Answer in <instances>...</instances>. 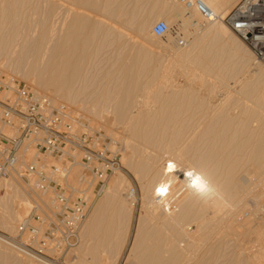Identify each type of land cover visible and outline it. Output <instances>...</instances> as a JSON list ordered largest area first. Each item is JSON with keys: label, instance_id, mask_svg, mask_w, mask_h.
I'll return each mask as SVG.
<instances>
[{"label": "bare ground", "instance_id": "6f19581e", "mask_svg": "<svg viewBox=\"0 0 264 264\" xmlns=\"http://www.w3.org/2000/svg\"><path fill=\"white\" fill-rule=\"evenodd\" d=\"M203 1L220 18L173 0H0V66L24 70L51 92L49 104L65 100L102 113L92 102L102 105L106 95V105L115 103L102 108L113 109L110 136L128 132L135 142L125 140V165L141 181L145 212L128 264H251L249 245L236 249L242 239L234 247L230 238L251 227V213L237 215L248 195L264 219V62L223 20L236 0ZM160 17L176 30L166 38L151 33ZM175 33L185 34L184 47ZM119 171L86 221L94 264L100 252L121 261L131 236L136 199ZM68 172L80 186V168ZM43 195L40 203L51 202L50 192ZM13 212L1 220L11 228L26 220Z\"/></svg>", "mask_w": 264, "mask_h": 264}, {"label": "built area", "instance_id": "2783aa9c", "mask_svg": "<svg viewBox=\"0 0 264 264\" xmlns=\"http://www.w3.org/2000/svg\"><path fill=\"white\" fill-rule=\"evenodd\" d=\"M173 1L188 10L195 8L205 19L220 18L203 0ZM223 20L258 59L264 60V0H239ZM175 31L162 19L151 29L152 35L164 38ZM179 43L183 44L184 40L180 39ZM0 93L3 94L0 96V124L19 132L0 131V181L18 178L32 185L33 190L52 192L57 212L49 223L45 239L54 250L64 251L79 237L90 207L89 190L95 181L94 189L100 191L110 174L123 169L120 151L110 147V139L103 132L87 129L85 125L78 128L66 116L65 107L49 108L48 100L38 96L27 82L7 76L1 69ZM26 140L36 148L35 159L29 162L19 155ZM44 155L56 158L57 163H51ZM78 163L89 175H85L88 177L86 186L76 189L67 184L66 179L69 168ZM31 216L19 226V232L29 229V237H34L37 230L31 226ZM33 218L40 220L39 216L33 215ZM0 239L41 262L51 259L17 237L0 233Z\"/></svg>", "mask_w": 264, "mask_h": 264}, {"label": "rangeland", "instance_id": "374dc122", "mask_svg": "<svg viewBox=\"0 0 264 264\" xmlns=\"http://www.w3.org/2000/svg\"><path fill=\"white\" fill-rule=\"evenodd\" d=\"M238 1L239 0H236L235 1V4ZM235 4H233L232 6H234ZM153 13H156V10H154ZM161 19L163 20L162 17H160L158 20H161ZM204 22H207V21H204ZM174 36H176V39H177V42H178L177 46H180V44H179V40L180 39H183L184 40V44H182L181 47L182 46L184 47L187 44V39L186 38L185 39L183 38V36H185L184 33H181L179 35L178 34H175ZM150 43H151V45L153 44V48L155 50H157V48L155 47V45H157L156 42L150 41ZM254 58L256 59L255 56H254ZM256 60H259V61H263L264 62V60H260L258 58ZM195 65H196V68L198 69V72H199V69H201V65L200 64H195ZM3 67L4 66H2V67L0 66V69L2 71L4 70V72H3L4 74H6L7 76H15L18 79L27 82L28 84L31 85V87L34 89V91L37 93L38 96L44 97L47 100L49 98H52V96L50 94L51 93L50 91H43V89L40 87V85H39L38 82L33 81V80H30V79H27L26 77H24L23 76V71L24 70L23 71L21 70L18 73V71L20 69L18 70V67H16V66H15L16 67L15 68L14 66L11 65L10 69H8L9 67L8 68H6V67L3 68ZM20 73L22 75H19ZM176 78L178 80L182 81V82L185 81V77L183 75H178ZM228 81H227V83H228ZM230 81H229L228 84L229 85H231V84L234 85L233 84L234 83L233 79L230 80ZM100 86L102 87L103 85H99V87ZM0 96H2V93H1ZM100 97H103V96L100 95L98 97L96 95V97H95L96 98V101H95V99H94V101L95 102H98V101H101L102 100V105H101V102H99V103H93L92 102L93 99H90L89 100V103L87 101V104H89V105H87V104L86 105L88 107H90V109H93L95 111V109L92 108V107H94L95 105L98 104L97 108H98V110H101L100 112H102V113H99V111H96L95 113L92 111L93 113H91V112L87 111V109H85V108H83L82 110H84V111H82V110H80L81 108L79 109V106H77L75 103L73 105V102L65 101V100H60V102H59L58 105L57 104H49V108L51 107V108H60L61 109L62 108L61 105L64 104L63 106L67 109V115L66 116H68L69 120L71 122H73L74 125H76L78 128L85 125V127L87 129H90V130H93L94 129V130L101 131V132H103L110 139V142H111L110 145H112V147L111 146L110 147L112 149H115L116 147H119L120 148V155H121V162H122V165H123V169H121V171H119V172H122L123 174H125V176L130 180V182L132 184V186L130 187V191H131V193L134 192L135 199H136L135 200V206H134V209H133L134 210L133 211V215L134 216H133V221H132V227L130 229V235L131 236H129L130 239L128 241L127 247H126V249L124 251L123 259L121 261H119V259H117L116 255H114L111 252H109L108 254H105L103 252H100V255L101 256L103 255V258L100 259V261H98L97 264H126V263L128 264V262H127V259H128V256H129L128 254L131 252L130 249H131V247L133 248V245L135 244L134 241H136V239H137V238H135V235L137 233L136 231H137V228H138L137 225L138 224L140 225L139 221H141V219H142V218L139 219L140 218L139 215H142V217H143V214L145 212V209L144 208L143 209L141 208V207H143L141 205L142 204L141 203V195H142V192L140 191L141 190L140 189L141 186L138 185V184L141 185V183H140L141 181L138 182L137 181L138 180L137 176H134V175H136L134 173V171L132 169H130L129 165H125L126 157L124 155V151L126 149H129V147H127V145H129V144L125 143L126 142L125 140L127 138V142L128 143H131V142L133 143L134 140L132 139L133 140L132 141L130 139L131 137L129 138V135L130 134L128 132H126V133L123 132V134L122 133H119L120 135L118 136L117 139H115L113 136H110L111 134H109L108 130H109L110 127H112L110 125H112V124L114 125L113 121L115 120V118H114L115 116H113V113L111 114V110H113L112 107H113V105L115 103L114 102H112V103L110 102L112 104V107H109L110 108V110H109L110 113L105 112L104 110L106 108L104 109L103 104L106 105V101H104V100L107 99V96L104 95V99L101 98V100H100ZM86 100H88V99H86ZM86 100H85V102H86ZM107 100L109 101L110 99L108 98ZM90 101L92 102V105H94V104L95 105L94 106H91L90 105L91 104ZM103 101H104V103H103ZM48 102H49V100H48ZM107 103H108V105H106L105 107L111 106L109 102H107ZM78 104H80V102ZM80 105H83V102H81ZM95 108H96V106H95ZM77 109H79V110H77ZM122 125L123 124H121L120 126H122ZM122 127H124V126H122ZM1 130L3 132H5V133H8V134H10V133L11 134H14V133L18 134L19 133L16 130L13 131L9 127H2L1 124H0V131ZM120 130L121 129H118L117 131H120ZM31 143L32 142L30 140H26L24 142V146L21 148V152L19 153L20 158L21 159H25V161H27V162L35 159L36 148H35L34 144L32 143V145H31ZM114 146H115V148H114ZM125 152H127V150ZM44 157H47L48 161H50L51 163H55L56 164L57 161H58L54 157H48V156H45V155H44ZM71 167L72 168L73 167H79L80 168V170H81L80 177H81V180H82V184L80 186H77L73 181H68L66 179L67 184L71 185L72 187H74L76 189L82 188V187L86 186V181H87L88 177L85 176V175L86 174L89 175V173L86 170H84V168L81 166L80 163L74 164V166H71ZM117 172L118 171H116V172H114V173H112V174H110L108 176V178L106 179L105 185L100 189V191H97V189L96 190L94 189L95 184L97 183V181H95V183L92 186L91 190H89V193H91L90 194L91 203H90V207L88 209V212H87V216L85 218V221L83 222L82 227L80 229L79 237L74 242V244L72 245V247L67 248L64 251H56V250H54L52 248V244L47 239H45L46 232L49 229V223H50V221L52 219L55 218V214L57 212V207H56V204H55V201H54L52 192H50L51 193V196H50V201L51 202H49L47 204H44V203L42 204V202L40 203V201H42L43 197H45L43 195V191L33 190L34 187L32 185H30V184H27L26 181H24L22 179H18V178H16V179H6V180L0 181V233L6 234V235H10V236H13V237H17L18 240L23 241L25 244L30 245L34 249H36L38 251L41 250L43 253H46L47 256L49 255L48 257L51 258L49 260V262H47V264H94L93 263L94 261L92 260L93 253H92V250H91V247H90V243H89V240H88V237H87V234H86V230H85L86 224H87L86 221L89 220V217H90L91 213L93 212L94 207L96 206L95 204H97L99 200L100 201L103 200V198L106 196L107 191H108L107 188H108V186L111 185V183H112V181L114 179L113 177L116 174H118ZM83 177H85L86 180L83 181ZM99 187L100 186H98L97 188L99 189ZM40 192H41V194H40ZM5 195L8 198H6ZM250 196L251 195H248V198H246L247 196L245 197L246 199L243 202V204L241 205L242 208L240 207V210L237 213V215L239 214V215L242 216V214H244L246 212L245 214L247 216L248 213H251V214L248 215V217L250 216L251 219H252L250 221V222H252V223H250L251 224V227H250L251 229L247 225L246 226V229L249 228V231L247 233L246 231L248 229L245 230V226L244 227H241V228H238L237 231L240 230L239 232H241V234L239 233V235H238L237 232L236 233H232L230 235V238L233 239L232 240L233 242L235 241V238H237L238 240H240V238L242 239L241 241H243V243L240 241L242 243V245L240 244L239 246L237 245V243L239 244L240 242L237 239H236V242H234L235 244L231 241L234 244L232 246L235 247V245H237L236 249H238L239 247L241 248L242 246H244L246 244H247V246L249 245L248 246L249 247V250H251L250 251L251 252L250 253V256H251L250 257V259H251L250 262H251V264H255L258 260H261V261H258V262H261V264H263L264 263V261H263L264 260V253H262V252L264 251V249H263L264 246L262 247V244L263 243L260 242V236H259L260 235L259 234L260 232H259V230L264 229V225H263L264 224V222H263L264 219L261 221L262 212L257 213L259 211L255 210V208H256L255 207L256 205L254 203L255 200H254V198L252 196L251 197ZM14 200H15V202H14ZM138 200H140V201H138ZM18 201L20 203H17ZM12 202H14V203H12ZM15 204H18L17 205L18 207ZM19 204H20V206H19ZM41 206H43V209H42ZM243 207H246V208H243ZM14 208H15V210L13 212L12 209H14ZM16 208H17V211H16ZM249 208H250V210L247 211V209H249ZM245 209H246V211H245ZM6 211L7 212L9 211L10 213L13 212V214H15V212H16L17 214H15L13 216L16 217L17 215H19L17 217H20L21 216V217H23L25 219L27 217H29L30 215H32L30 222H31L32 228H35L37 230L36 236L29 237V235H31L29 233H31V232H30L29 229H27L25 232H26V236H28V237L25 238L26 236L24 235V232L23 233L19 232L20 231L19 230V226L24 223V222L22 223L21 221L15 223V226H13L15 228H11L12 226H10V225H9L10 226V228H9V226H7L6 224H5L6 227H4L5 225L1 222V220H3L4 217L6 218L7 215L10 216L9 215V212L7 214ZM241 212H242V214H241ZM33 215L34 216H39L40 217V220H38L37 218H33ZM239 215H238V217H240ZM255 217H256V219H255ZM250 224H249V226H250ZM242 230H244V231H242ZM243 232H244L245 235L243 234ZM246 233H247V235H246ZM233 235H235V237H233ZM238 236H240V237H238ZM44 241H46V242H44ZM259 242L262 243V244H260ZM244 243H246V244H244ZM0 246H1L0 247V264H25V262H29L31 264H46V263H43V262L40 263L39 260H38V263H37V259H34V258L33 259L36 260L35 262H34V260H30L29 261V259H27L24 255H21L22 253H20L18 251H14L13 249H12L13 251H11V248L9 250V248H6L7 247L6 245H5L6 247H4L3 246V243L1 244V242H0ZM232 246L230 245V247H232ZM250 246L252 247V249H251ZM236 252H235V254H236ZM238 255H240V254H238ZM253 255H255L256 257L254 256L255 259L252 260ZM223 257H225V260H223V262H224V261H226V255L223 256ZM236 257H238V256L236 255ZM220 259L222 260V257ZM220 259H219V261H220ZM253 261H255V262L252 263ZM262 261H263V263H262Z\"/></svg>", "mask_w": 264, "mask_h": 264}, {"label": "snow or ice", "instance_id": "6c2138e0", "mask_svg": "<svg viewBox=\"0 0 264 264\" xmlns=\"http://www.w3.org/2000/svg\"><path fill=\"white\" fill-rule=\"evenodd\" d=\"M198 179V178H197ZM194 185H196V181H194ZM198 186V185H197Z\"/></svg>", "mask_w": 264, "mask_h": 264}]
</instances>
